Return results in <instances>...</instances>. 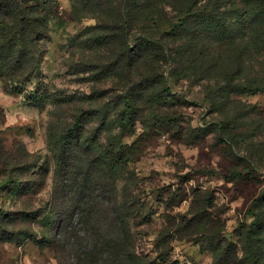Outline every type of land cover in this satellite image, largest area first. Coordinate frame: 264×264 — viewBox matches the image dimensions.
Returning <instances> with one entry per match:
<instances>
[{
  "label": "rangeland",
  "instance_id": "obj_1",
  "mask_svg": "<svg viewBox=\"0 0 264 264\" xmlns=\"http://www.w3.org/2000/svg\"><path fill=\"white\" fill-rule=\"evenodd\" d=\"M133 1L26 5L43 38L17 40L9 50L15 73L0 72V264H63L68 250L78 249L72 237L67 252L56 249L63 214L54 211L52 182L62 137L76 118L68 142L93 141L99 146L90 156L112 143L130 148L115 179L88 184L92 196L84 203L99 209L104 224L113 207L128 214L129 249L145 264H251L240 233L264 189V89H234L264 88V17L248 13L250 3L264 7V0H223L226 29L198 23L175 32L184 16L178 1L160 9L156 0ZM129 8L137 10L134 22ZM5 33L0 26V44L19 36ZM127 47L141 51L133 57ZM130 87L139 95L127 107L121 97ZM228 120L232 141L222 126ZM77 147L74 156H88ZM232 171L244 179L223 177ZM253 243L264 251V231Z\"/></svg>",
  "mask_w": 264,
  "mask_h": 264
},
{
  "label": "trees",
  "instance_id": "obj_2",
  "mask_svg": "<svg viewBox=\"0 0 264 264\" xmlns=\"http://www.w3.org/2000/svg\"><path fill=\"white\" fill-rule=\"evenodd\" d=\"M32 1L36 0H23L24 6L20 8L18 6L12 7L8 0H0V26L6 31L3 36L5 37L7 33L19 35L11 36L7 41L4 39L0 44V72L7 71V77H11V75L15 73L14 66L9 64V50L16 44V41L23 40L24 38L27 39L28 36L33 40L34 38L38 40L43 38L42 32L38 29L37 21H35L34 18L36 11L26 6ZM164 1L156 0L154 4H156L158 9H160L158 6L166 3L174 8L176 5L173 3L178 1L179 6H176V8L180 9L181 13L184 15L177 19V24H173L171 29L174 32L177 31L176 28H186L188 24L193 25L198 23L210 28H228L226 22L228 17L225 16L226 11L224 9L225 3L223 0H215L214 2L200 0ZM138 2L139 0H134L133 4H137ZM148 6L151 7L152 5L150 4ZM250 6V10H248L249 14L253 13L258 19L259 17H261V19L264 17V7L261 1L252 2ZM135 11L137 10L134 8H129L128 11H125L132 22H134L132 16ZM21 12H24L25 15L20 16ZM146 14H148V11L145 12V15ZM37 18H40L42 21L41 26L44 27L46 25L44 18L40 15L37 16ZM30 33L32 34L31 36ZM127 49L133 57L141 51L139 48L134 49L127 47L126 50ZM154 50L156 51V49ZM27 57L28 52L24 46L19 55L20 66ZM147 81L149 80L139 81V85L146 86L148 83ZM260 83H264V80ZM237 88L234 90L248 94H257L264 89L260 85L238 86ZM163 91L166 94L170 92L168 88H165ZM137 95H139V91L130 87L121 99L124 101L125 106L129 107V103L133 101ZM79 124L80 119L76 118L72 128L65 132L66 136L64 134L62 137L64 143L61 144L59 149L60 160L52 180L55 190L53 197L57 200L54 211L55 213L59 211V213L63 214L58 222V229L62 232V238L60 237L57 240L55 244L56 249H63L64 253L67 252L66 247L71 237L74 241L73 244L76 247L78 246V249L76 248L73 251L68 250L70 254L68 256L66 253L65 258L67 260L63 264H145L143 257L135 254L134 250L129 249V246H131V236L127 223L128 214L122 213V210L118 207H113L110 211L113 216V219L110 220L111 223L106 224L104 221V224L99 209H93V206L89 207V205L86 206V203H84L85 200L92 196V188L89 187L88 184L90 182L93 184L95 182L100 183L104 181L105 177L106 180L115 179L117 177V172L121 168L123 169L129 162L127 156L130 154L126 150H130V148L129 146H117L115 143H112L106 146L105 151H102L104 148H101L94 156H90L89 152L96 150L99 146L93 141H90L87 145L78 146L84 149L85 155L88 154L87 157L79 159L74 156V149L77 145L73 146L72 141L68 142V140L74 139V134L77 132L75 129L79 127ZM123 126L124 125L121 127ZM222 126L228 129L225 134L226 139L230 141L234 140L235 134H232L231 130H229V120L226 123H222ZM203 131L209 133L208 129L205 130V128H203ZM217 132H219L218 129ZM220 139L223 140V138ZM89 157L90 159L88 160ZM94 171L101 175V179L97 180L94 178L96 175ZM223 177L227 180H237L244 179L245 176L238 171H232ZM7 181H10V178H8ZM60 199L63 200L62 206L59 208ZM206 203L210 204V200H207ZM122 207L128 212L125 204ZM250 214L253 215L254 220L248 227H239V229L242 228L240 236L243 238L244 249L246 248L247 253H249L251 257V264H263L264 251L253 243V241L258 234L264 231V189L259 196L253 199ZM74 215L77 216L76 224L72 223V217ZM9 219L13 218L9 217ZM9 219L8 221H10ZM79 231L85 235L84 238L79 237ZM61 243H65V245L59 248ZM224 260L227 264V259L224 258ZM173 264H181V262Z\"/></svg>",
  "mask_w": 264,
  "mask_h": 264
},
{
  "label": "built area",
  "instance_id": "obj_3",
  "mask_svg": "<svg viewBox=\"0 0 264 264\" xmlns=\"http://www.w3.org/2000/svg\"><path fill=\"white\" fill-rule=\"evenodd\" d=\"M184 264V263H183ZM189 264V263H188Z\"/></svg>",
  "mask_w": 264,
  "mask_h": 264
}]
</instances>
